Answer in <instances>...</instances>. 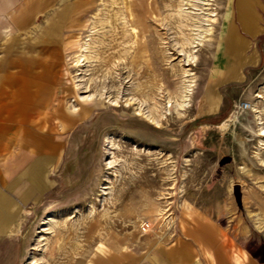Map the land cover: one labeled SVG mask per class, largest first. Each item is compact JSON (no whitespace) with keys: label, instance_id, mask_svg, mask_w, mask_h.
<instances>
[{"label":"rangeland","instance_id":"1","mask_svg":"<svg viewBox=\"0 0 264 264\" xmlns=\"http://www.w3.org/2000/svg\"><path fill=\"white\" fill-rule=\"evenodd\" d=\"M2 3L0 264H264V72L200 110L235 0Z\"/></svg>","mask_w":264,"mask_h":264},{"label":"crops","instance_id":"2","mask_svg":"<svg viewBox=\"0 0 264 264\" xmlns=\"http://www.w3.org/2000/svg\"><path fill=\"white\" fill-rule=\"evenodd\" d=\"M235 3L232 20L219 37L224 40L213 57L210 80L201 89L200 110L205 118L213 120V125H218L228 115L235 87L254 83L264 72V0H235ZM9 21L10 13L6 14L1 0L0 29ZM13 21L18 27L20 14ZM220 250V254L214 256L216 264H235L236 257L241 264H256L251 262L244 248L222 244Z\"/></svg>","mask_w":264,"mask_h":264},{"label":"bare ground","instance_id":"3","mask_svg":"<svg viewBox=\"0 0 264 264\" xmlns=\"http://www.w3.org/2000/svg\"><path fill=\"white\" fill-rule=\"evenodd\" d=\"M213 17V16H212ZM212 33V29H209V30H207V31H205V32H199L198 34H196V38L194 39V44H198V43H201L202 42V40H204V38L205 37H207L208 35H210ZM193 44V43H192ZM195 45V46H196ZM193 46V45H192ZM189 58V57H188ZM189 60L191 61V58H189ZM188 60V61H189ZM190 88H191V85L190 84H188V85H186V88H185V92H186V97H187V95H188V93L190 92ZM185 94V93H184ZM184 94H183V96H184ZM181 102H184V104H186V99L184 100V101H181ZM182 106H183V104H182ZM187 106V105H186ZM252 110H253V106H252ZM155 121H156V119H155ZM262 132V131H261ZM260 134V133H259ZM262 134H264V131L262 132Z\"/></svg>","mask_w":264,"mask_h":264}]
</instances>
